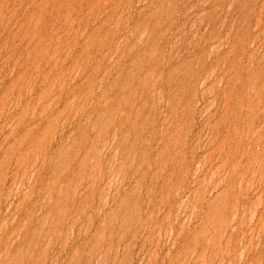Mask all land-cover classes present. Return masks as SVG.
<instances>
[{"label":"rangeland","instance_id":"rangeland-1","mask_svg":"<svg viewBox=\"0 0 264 264\" xmlns=\"http://www.w3.org/2000/svg\"><path fill=\"white\" fill-rule=\"evenodd\" d=\"M0 264H264V0H0Z\"/></svg>","mask_w":264,"mask_h":264}]
</instances>
